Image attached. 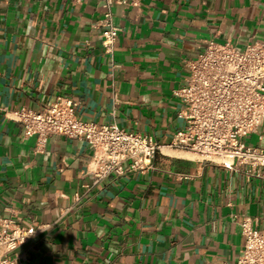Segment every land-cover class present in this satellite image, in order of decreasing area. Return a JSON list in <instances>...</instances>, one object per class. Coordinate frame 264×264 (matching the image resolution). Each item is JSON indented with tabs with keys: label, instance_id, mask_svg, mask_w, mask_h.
Here are the masks:
<instances>
[{
	"label": "crops",
	"instance_id": "1",
	"mask_svg": "<svg viewBox=\"0 0 264 264\" xmlns=\"http://www.w3.org/2000/svg\"><path fill=\"white\" fill-rule=\"evenodd\" d=\"M101 0H0V218L41 226L24 264H233L240 221L264 233V171L163 147L151 167L94 182L92 145L51 134L42 151L12 110L57 96L99 124L169 143L182 119L173 89L210 40L264 41V0H126L113 56L102 44ZM113 63L115 64L113 66ZM117 64V65H116ZM246 143L264 147V123Z\"/></svg>",
	"mask_w": 264,
	"mask_h": 264
},
{
	"label": "built area",
	"instance_id": "2",
	"mask_svg": "<svg viewBox=\"0 0 264 264\" xmlns=\"http://www.w3.org/2000/svg\"><path fill=\"white\" fill-rule=\"evenodd\" d=\"M101 1L102 44L113 56L119 34L114 7L126 0ZM186 63L187 81L173 89L181 103L177 115L182 122L167 144L152 134L127 130L115 123L84 120L67 96H57L42 110L26 106L13 109V118L24 124L26 137L36 138L37 151L45 148L51 134L87 140L93 147L89 172L94 182L114 172L122 173L125 162L135 171L151 167L163 147L191 152L232 170L247 166L249 177L261 174L264 147L248 145L245 139L264 123V41L250 40L239 47L229 41L210 40ZM240 225L245 243L233 264H264V233L251 216L244 215ZM40 228L20 216L0 218V264H24L26 257L20 248Z\"/></svg>",
	"mask_w": 264,
	"mask_h": 264
},
{
	"label": "rangeland",
	"instance_id": "3",
	"mask_svg": "<svg viewBox=\"0 0 264 264\" xmlns=\"http://www.w3.org/2000/svg\"><path fill=\"white\" fill-rule=\"evenodd\" d=\"M197 156V155H196Z\"/></svg>",
	"mask_w": 264,
	"mask_h": 264
}]
</instances>
